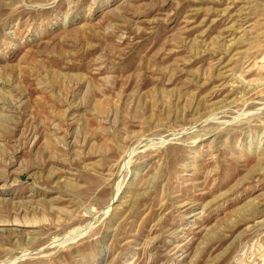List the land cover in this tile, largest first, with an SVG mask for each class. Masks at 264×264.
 Here are the masks:
<instances>
[{
    "label": "rangeland",
    "instance_id": "rangeland-1",
    "mask_svg": "<svg viewBox=\"0 0 264 264\" xmlns=\"http://www.w3.org/2000/svg\"><path fill=\"white\" fill-rule=\"evenodd\" d=\"M0 264H264V0H0Z\"/></svg>",
    "mask_w": 264,
    "mask_h": 264
}]
</instances>
